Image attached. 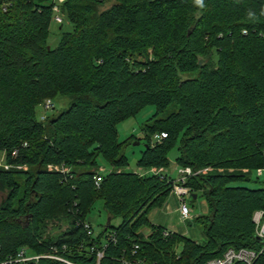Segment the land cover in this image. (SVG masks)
<instances>
[{"label":"trees","instance_id":"1","mask_svg":"<svg viewBox=\"0 0 264 264\" xmlns=\"http://www.w3.org/2000/svg\"><path fill=\"white\" fill-rule=\"evenodd\" d=\"M7 1L0 264L23 248L41 257L18 264H97L98 251L100 264H208L230 248L253 250L251 264H264L254 220L264 211V0H113L99 12L106 0H65L74 29L54 48V0ZM57 97L69 105L39 119L36 108ZM148 105L155 112L137 136L146 144L137 165L167 168L179 144L180 167L203 171L184 183L208 205L197 217L202 241L165 236L149 220L174 178L128 169L124 147L136 135L120 141L118 123ZM102 160L112 169L97 186ZM98 201L111 222L93 235L87 216ZM50 221L68 226L52 236Z\"/></svg>","mask_w":264,"mask_h":264},{"label":"rangeland","instance_id":"2","mask_svg":"<svg viewBox=\"0 0 264 264\" xmlns=\"http://www.w3.org/2000/svg\"><path fill=\"white\" fill-rule=\"evenodd\" d=\"M113 0H106L102 6L99 7L98 12L102 11L110 5H112ZM61 16L63 18L62 23L56 22L54 19L51 21L50 26V36H49V45L51 47H56L61 39L62 33L65 31H71L74 29V25L67 19L65 15L61 13ZM47 100H51L54 103V108L47 110L44 106L45 102ZM43 105H39L37 110V117L39 119H42L43 116L52 115L55 113H59L64 107H67L70 103V98L66 97H57L55 99H46ZM155 112V107L152 105L146 106L143 110L138 112L135 116H131L129 118H126L118 123V138L120 141L125 140L132 134H135L136 137H133L129 140V144H126L124 147V152L127 154L129 158V170H141L143 173L141 175H149L153 174L151 172L147 173L144 171V168H141L137 165V160L140 158L142 151L145 149L146 144L144 141L136 140L137 136L143 134L142 126L153 113ZM135 140V141H134ZM154 141H156V137L153 138ZM139 142V143H138ZM178 145L177 144L170 152V164L167 168L161 169L159 171V174L166 175L168 174L170 177L174 179L181 178L182 176H194L197 174L202 173V170H199L197 172L193 171L190 167H180V165L176 161V157L178 156ZM6 158V152L0 151V167L7 168L8 164L5 163ZM101 166L99 168V174L100 175H106L108 174L112 167L104 160L101 162ZM149 169V168H148ZM140 174V173H139ZM261 179H264V171H260V174H258ZM253 177H257V175L254 173ZM249 184V183H247ZM250 185H255L253 183H250ZM190 192L193 191L190 189ZM194 194L197 195V197H194L192 195L191 197L186 196L187 205L189 208L192 209L191 212V219H188L186 222H183L181 219V213L179 211V204L180 201L178 199V195H176L175 192H173L167 199L166 203L163 206H158L152 209V219L157 224H161L162 227L165 229L169 226L167 225H175L181 232H187L186 235L193 238L197 241H202L205 239L203 229L201 224L197 221V217L201 214H204L206 210V200L203 195L202 191L195 192ZM6 196V191L0 188V203ZM208 212V211H207ZM110 216L107 214L106 210L103 207L102 201H98L95 204V208L91 213L88 214L87 219L92 224V227L94 229L95 234L100 233L108 223V218ZM121 222L120 217H116L112 219L113 225H118ZM68 224L66 222L58 223L57 221H50L48 223L47 227V233L50 235H56L60 231L66 229ZM178 247V246H177ZM177 249H180L178 247ZM135 264V263H132Z\"/></svg>","mask_w":264,"mask_h":264},{"label":"built area","instance_id":"3","mask_svg":"<svg viewBox=\"0 0 264 264\" xmlns=\"http://www.w3.org/2000/svg\"><path fill=\"white\" fill-rule=\"evenodd\" d=\"M64 1L65 0H54L55 4L53 6V10H54L53 19L58 23L63 22V18L61 16V4ZM9 6H10V2H8L7 0H0V11H7ZM44 106L47 110H49V109L54 108V103L51 100H47ZM165 136H166L165 133H162L159 136H156V141L161 140ZM13 153L17 154V151H14ZM160 170L161 169L151 167L147 169V173L151 172L153 174H159ZM63 171L65 172L68 170L64 168ZM187 178L188 176L186 175V176H182L181 178L173 180V191L178 195V198L180 201L179 211L181 213V219L183 222H186L188 219H191V212H192V209L189 208V206L187 205V201H186V196L188 197L192 196V193L190 192L189 187H186L184 185V183L187 181ZM101 181H102V177L99 174L95 177L96 185L100 186ZM254 220L257 223V235L262 238V241L264 243V211H257L254 215ZM87 227L89 229L88 232L94 235L95 233H92V230L90 229V226L88 224H87ZM172 233L174 232L168 229H164L165 236H169ZM92 250L94 251V248ZM49 256L61 259L57 256H52V255H49ZM256 256H257V253L253 250H248V249L235 250V249L230 248L229 250L225 252V254L222 257L211 259L208 262V264H235V262L239 260L240 261L242 260V261H245L251 264L253 260L256 258ZM40 257L41 255L30 254L27 248H23L20 250V252L18 253V256L14 260L6 261L3 264H9V263L18 264L19 262H27L31 259H39ZM102 257H103V252L98 251L97 252V258H98L97 264H100V260ZM67 262L70 264H75L69 261Z\"/></svg>","mask_w":264,"mask_h":264},{"label":"crops","instance_id":"4","mask_svg":"<svg viewBox=\"0 0 264 264\" xmlns=\"http://www.w3.org/2000/svg\"><path fill=\"white\" fill-rule=\"evenodd\" d=\"M136 172H138V173H143L141 170L139 171H137V170H135ZM144 171H146V169L144 170ZM174 192V191H173ZM172 192V193H173ZM171 193V194H172ZM170 194V195H171ZM169 195V196H170ZM177 195V194H176ZM168 199V198H167ZM179 199V198H178ZM167 201V200H166ZM166 201L163 203V205L166 203ZM163 205H161V206H163ZM180 205V204H179ZM206 205H207V203H206ZM180 207V206H179ZM207 211H208V205H207V207H206V210H205V212H204V214L205 213H207ZM149 220H150V222L153 224V225H157V226H162L161 224H157L156 222H154L153 221V219H152V210L149 212ZM167 226H169L168 227V230H171V231H173V232H179V233H182V234H184V235H186V233L185 232H181L175 225H172V224H170V225H167ZM165 229H167V228H165ZM142 231H143V233L144 234H146V235H148L150 232H151V229L149 228V227H147V226H145V227H143L142 228Z\"/></svg>","mask_w":264,"mask_h":264},{"label":"water","instance_id":"5","mask_svg":"<svg viewBox=\"0 0 264 264\" xmlns=\"http://www.w3.org/2000/svg\"><path fill=\"white\" fill-rule=\"evenodd\" d=\"M50 48V47H49ZM139 143V142H138ZM194 197H197V195L196 194H194ZM111 222V217H109L108 218V223H110ZM257 238L259 239V240H262V238L260 237V236H258L257 235Z\"/></svg>","mask_w":264,"mask_h":264}]
</instances>
